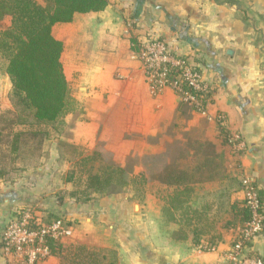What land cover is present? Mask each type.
<instances>
[{
  "label": "crops",
  "instance_id": "obj_1",
  "mask_svg": "<svg viewBox=\"0 0 264 264\" xmlns=\"http://www.w3.org/2000/svg\"><path fill=\"white\" fill-rule=\"evenodd\" d=\"M58 24L53 34L64 43L62 62L70 57L64 70L81 111L66 117L70 135L55 138L38 163L24 165L20 156L9 160L0 178V264H20L5 252L2 234L12 213L26 207L41 216H64L73 227L64 244L113 250L118 264H226L224 253L238 233L222 227L231 205L246 199L251 184L264 197V0H110L102 11L76 13ZM147 34L163 37L177 55L201 66L213 89L206 112L193 111L186 119L172 88L151 92L132 43V37L141 41ZM6 67L0 57V112L13 109ZM218 114L225 116L228 132L241 135L242 146L223 141ZM189 132L212 142L224 164L226 177L197 184L193 199L196 208H212L211 235L222 238L214 250L197 246L191 232L186 240L172 238L178 226L162 211V192L169 189L157 182L148 183L140 199L130 188L88 203L62 197L70 184L53 164L65 157L61 141L93 150L100 140L124 164L130 154H160L174 140L186 142ZM251 251L264 258V230ZM41 264L63 263L51 255Z\"/></svg>",
  "mask_w": 264,
  "mask_h": 264
},
{
  "label": "trees",
  "instance_id": "obj_2",
  "mask_svg": "<svg viewBox=\"0 0 264 264\" xmlns=\"http://www.w3.org/2000/svg\"><path fill=\"white\" fill-rule=\"evenodd\" d=\"M44 1L42 4L37 0H0V22L10 18L9 26L0 29V57L7 60L6 72L11 80L9 98L13 106L12 110L0 113V123H5L0 127V162L2 157H9L11 162L16 161L29 137L37 138L45 134L44 138L48 139L50 129H61L69 114L75 115L81 111L62 62L64 43L54 36L53 27L57 23L71 22L76 13L102 11L110 2ZM143 40L132 37L135 52L139 50ZM182 58L187 59L203 74L201 66L191 62L186 56ZM170 72L172 76L178 77L181 69L173 67ZM183 88L195 94L204 108L213 102L211 85L207 92L195 90L187 83H183ZM196 110V105L181 98L178 111L182 117L189 119L191 112ZM221 131L223 141L229 143L228 131L222 128ZM69 135L68 132L66 137ZM186 136L189 137L186 142L174 140L160 154H130L124 164L116 162L114 153L101 146L88 150L74 143L61 141V151L65 154V159L71 162V168L64 177L71 189L62 191L61 195L63 198L88 203L130 188L138 193L137 197L140 199L146 193L147 184L157 182L169 189L167 194L162 192V211L168 223L178 226L172 231V238L186 240L191 232L197 246L216 248L222 238L218 233L211 235L216 227L208 214L210 208L207 204L201 209L194 207L193 199L197 184L226 177L224 164L212 142L201 140L200 135H194L193 132ZM5 149H8L9 154H5ZM137 166H141L142 170L136 172ZM6 170L0 163V178L6 176ZM250 186L256 191L263 206L261 191L253 184ZM23 211L31 212L32 225L35 227L58 219L63 220L66 225L72 224L61 215L41 216L33 207L18 209L11 217H21ZM251 218L252 213L246 206L245 199L231 205L229 219L222 227L234 228L239 232ZM235 239L236 236L232 243ZM47 244L51 255L58 256L63 264H118L113 250L84 243L66 245L63 240L53 238H48Z\"/></svg>",
  "mask_w": 264,
  "mask_h": 264
},
{
  "label": "built area",
  "instance_id": "obj_3",
  "mask_svg": "<svg viewBox=\"0 0 264 264\" xmlns=\"http://www.w3.org/2000/svg\"><path fill=\"white\" fill-rule=\"evenodd\" d=\"M145 74L146 83L152 93H157L164 88H172L181 98L192 105H196L198 112H206L202 102L193 93L183 88V83L195 90L207 92L210 84L204 75L196 70L187 59L176 54V50L166 39L158 40L152 35H146L140 48L135 52ZM181 69L178 77L171 75V68ZM220 127L228 131L226 118L222 114L217 115ZM229 134V143L236 147L243 145L241 135ZM246 206L250 208L252 218L237 233L235 241L224 258L226 264H264V258L254 255L251 251V243L264 230V208L260 203L256 191L248 186ZM73 234V228L58 219L39 227L32 225V214L23 211L21 217L10 218L3 230L2 243L6 253L17 258L20 264H41L51 256L48 238L64 240ZM203 250H214L207 248Z\"/></svg>",
  "mask_w": 264,
  "mask_h": 264
},
{
  "label": "rangeland",
  "instance_id": "obj_4",
  "mask_svg": "<svg viewBox=\"0 0 264 264\" xmlns=\"http://www.w3.org/2000/svg\"><path fill=\"white\" fill-rule=\"evenodd\" d=\"M37 1L40 2V3H42V4L45 3L44 0H37ZM9 24H10V18H6L5 20H3V21L0 22V29H3V28L8 27ZM60 25H62V23H59L57 26L59 27ZM69 60H70V57L67 56V55H64L63 63L65 65H67V68H68V66L70 64ZM70 84H71V88L73 89L72 80H70ZM3 125H5V123H0V127H2ZM68 132H69V128H68V124L66 123L61 129H58V130L50 129L49 130V137H48V139L44 138L45 137V134H42V135H40L41 137H37V138L29 137L28 140H27L28 142H25L23 144V147H22L23 150H22L21 155H20L21 162L24 165H28V164L33 165V164L38 163L41 160L42 156L48 154L49 151L51 150V148H53V146H54L53 145L54 139L57 138V137H61V136H63V139H65V137L68 134ZM41 139H42V141H41ZM104 145L105 144L102 143L100 140H97V147L101 146V147L105 148ZM192 145H195V144L192 143ZM59 147L61 149V146H59ZM116 152L119 153L118 151H116ZM120 152L122 153V150L121 149H120ZM114 158H115V156H114ZM9 160H10L9 157H7V158L6 157H4V158L2 157V160H1L2 161V163H1L2 167L3 166L4 167L8 166ZM117 160L118 161H122V158L119 157V158H117ZM117 160L115 159L116 162H118ZM50 163H52L51 160H49L47 162V164H50ZM53 164L59 170H61V171L64 170L65 171L64 172L65 174L71 168V162L68 161L67 159H65V157L63 159H61V158L56 159L55 162H53ZM63 177H65L64 174L62 175V178ZM69 189H71V188H69ZM150 189L152 191H155V190L157 191L156 184L151 185V188ZM200 193H203V191H201ZM129 194L132 195L136 199L139 198V197H137L138 196V193H136L135 190H133V189H131V191H129ZM96 199H98V198H96ZM96 199H94V200H96ZM94 200H91V202L94 201ZM208 207L210 208L209 205H208ZM208 214L214 215V213L212 211V208L209 209ZM223 214H225V213H222V214L221 213H216L215 215L218 217V216H221Z\"/></svg>",
  "mask_w": 264,
  "mask_h": 264
}]
</instances>
